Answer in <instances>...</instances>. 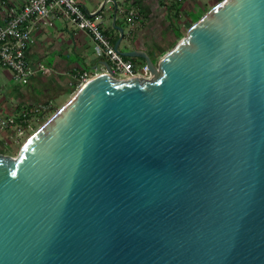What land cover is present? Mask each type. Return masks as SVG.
<instances>
[{"label": "water", "instance_id": "water-1", "mask_svg": "<svg viewBox=\"0 0 264 264\" xmlns=\"http://www.w3.org/2000/svg\"><path fill=\"white\" fill-rule=\"evenodd\" d=\"M117 28L150 74H94L0 152V264H264V0L158 61Z\"/></svg>", "mask_w": 264, "mask_h": 264}, {"label": "crops", "instance_id": "crops-1", "mask_svg": "<svg viewBox=\"0 0 264 264\" xmlns=\"http://www.w3.org/2000/svg\"><path fill=\"white\" fill-rule=\"evenodd\" d=\"M26 0H0V23L5 18L8 6H21ZM88 12L100 8L103 0H77ZM208 1V0H207ZM129 0L128 5L138 12V26L130 35L129 26L115 8L108 10L102 20L104 30L113 43L120 37L118 26L124 28L125 39L120 49H129L130 38L135 46L146 50L151 57H160L170 50L179 34L200 19L212 5L209 0ZM210 5V6H209ZM127 39V40H126ZM27 61L35 66L43 64L44 71L35 73L30 81L23 84L16 80L13 72L0 65V110L6 113L15 110L32 109L46 105L45 115L52 114L62 106L77 89L76 76L88 70L92 74L102 72L106 58L94 52V42L90 34L74 24L58 18L52 28H39L33 32V41L26 51ZM133 58L136 71L141 72L145 60ZM8 140L6 132H0V152L17 155L19 148Z\"/></svg>", "mask_w": 264, "mask_h": 264}, {"label": "built area", "instance_id": "built-area-1", "mask_svg": "<svg viewBox=\"0 0 264 264\" xmlns=\"http://www.w3.org/2000/svg\"><path fill=\"white\" fill-rule=\"evenodd\" d=\"M128 1L103 0L100 8L94 12L86 11L77 0H26L21 6H8L5 18L0 23V65L9 68L19 82L28 83L35 73L45 70L43 64L34 67L26 58L34 30L52 28L58 18H63L90 34L95 54L108 61L106 66H102V72L114 73L118 77L149 76L148 66L144 64L141 72H137L134 62L115 48L102 26L106 12L114 7L116 15L123 16L128 23L127 34L135 31L139 15L134 7L128 5ZM93 75L85 70L76 76L77 88ZM46 110V105L9 113L0 110V132H6L7 141L20 149L37 130V124Z\"/></svg>", "mask_w": 264, "mask_h": 264}, {"label": "rangeland", "instance_id": "rangeland-1", "mask_svg": "<svg viewBox=\"0 0 264 264\" xmlns=\"http://www.w3.org/2000/svg\"><path fill=\"white\" fill-rule=\"evenodd\" d=\"M206 2L209 4V0L207 1L206 0ZM211 3H212V5H216L215 4V1L213 2V0L211 1ZM210 6V5H209ZM155 61H157V59H155ZM54 113V112H53ZM52 113V114H53ZM52 114H49L48 116L47 115H45L44 114V116H42L41 118H40V120H39V123L37 124L38 126H37V128H39Z\"/></svg>", "mask_w": 264, "mask_h": 264}, {"label": "trees", "instance_id": "trees-1", "mask_svg": "<svg viewBox=\"0 0 264 264\" xmlns=\"http://www.w3.org/2000/svg\"><path fill=\"white\" fill-rule=\"evenodd\" d=\"M215 1V4H217L218 2H220L221 0H213V2ZM182 33H184V32H182ZM183 36V34H179L178 35V38H177V40L175 41V43L181 38ZM175 43L172 45V47L175 45ZM171 47V48H172ZM170 48V49H171ZM129 58V57H128ZM129 59H133V58H129ZM133 61V60H132ZM134 66H135V64H134ZM135 69H136V67H135Z\"/></svg>", "mask_w": 264, "mask_h": 264}]
</instances>
